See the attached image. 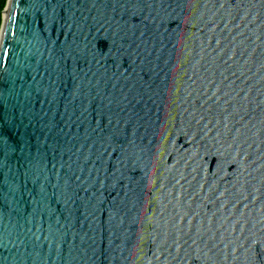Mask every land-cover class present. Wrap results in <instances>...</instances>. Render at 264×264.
I'll return each mask as SVG.
<instances>
[{
    "label": "water",
    "instance_id": "water-1",
    "mask_svg": "<svg viewBox=\"0 0 264 264\" xmlns=\"http://www.w3.org/2000/svg\"><path fill=\"white\" fill-rule=\"evenodd\" d=\"M0 264H264V0H7Z\"/></svg>",
    "mask_w": 264,
    "mask_h": 264
},
{
    "label": "trees",
    "instance_id": "trees-1",
    "mask_svg": "<svg viewBox=\"0 0 264 264\" xmlns=\"http://www.w3.org/2000/svg\"><path fill=\"white\" fill-rule=\"evenodd\" d=\"M7 0H0V28L2 25V12L6 6Z\"/></svg>",
    "mask_w": 264,
    "mask_h": 264
},
{
    "label": "rangeland",
    "instance_id": "rangeland-1",
    "mask_svg": "<svg viewBox=\"0 0 264 264\" xmlns=\"http://www.w3.org/2000/svg\"><path fill=\"white\" fill-rule=\"evenodd\" d=\"M3 16H4V13L2 12V19H3ZM2 26V25H1ZM0 30H1V28H0Z\"/></svg>",
    "mask_w": 264,
    "mask_h": 264
}]
</instances>
